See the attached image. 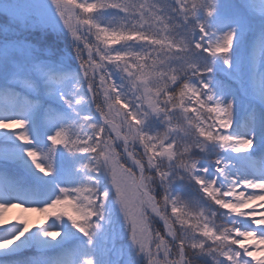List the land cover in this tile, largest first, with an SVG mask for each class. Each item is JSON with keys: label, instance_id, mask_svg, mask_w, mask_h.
Masks as SVG:
<instances>
[{"label": "snow or ice", "instance_id": "1", "mask_svg": "<svg viewBox=\"0 0 264 264\" xmlns=\"http://www.w3.org/2000/svg\"><path fill=\"white\" fill-rule=\"evenodd\" d=\"M0 264H264V0H0Z\"/></svg>", "mask_w": 264, "mask_h": 264}, {"label": "rangeland", "instance_id": "2", "mask_svg": "<svg viewBox=\"0 0 264 264\" xmlns=\"http://www.w3.org/2000/svg\"><path fill=\"white\" fill-rule=\"evenodd\" d=\"M32 207L36 206L33 205ZM27 208H29L28 205H25L23 208L17 207L9 209L5 214V226H9L12 223H16L20 219H25L28 220L29 227L35 230L36 226H47V224H50L52 222V219H54V217L48 218L46 213L31 210L26 211L25 209Z\"/></svg>", "mask_w": 264, "mask_h": 264}, {"label": "trees", "instance_id": "3", "mask_svg": "<svg viewBox=\"0 0 264 264\" xmlns=\"http://www.w3.org/2000/svg\"><path fill=\"white\" fill-rule=\"evenodd\" d=\"M48 43L50 45H52L54 48H66L68 46H70L71 44V38L68 37V38H57L55 36H52L49 38V41ZM155 227L158 228V229H161L163 230V222L162 221H156L155 223Z\"/></svg>", "mask_w": 264, "mask_h": 264}]
</instances>
